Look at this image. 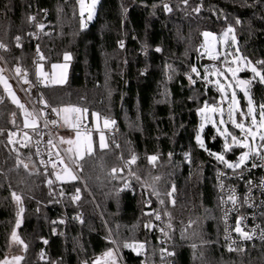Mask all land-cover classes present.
<instances>
[{"label": "trees", "instance_id": "1", "mask_svg": "<svg viewBox=\"0 0 264 264\" xmlns=\"http://www.w3.org/2000/svg\"><path fill=\"white\" fill-rule=\"evenodd\" d=\"M35 7L47 12L51 25L40 39L44 63L62 64L65 53L71 56L66 84L45 87V98L53 109L77 106L87 108L89 118L96 112L101 120H114L112 129H118L119 136L107 132L109 147L79 160L82 167L75 164L78 179L62 181L66 214L83 213L85 219L68 225L40 170L33 141L27 139L26 146L19 147L20 135L11 138L10 129L25 128L24 110L0 84V262L15 231L27 245L25 249L15 241L22 264H87L91 256L110 249L119 251L126 264H159L161 233L153 211L163 200L176 264H264V242L238 253L229 252L224 243L214 167L218 161L209 152L225 153L235 161L243 150L232 146L224 152L225 141L212 126L203 134L205 148L199 146L198 110L206 102L217 103L219 95L186 77L198 68L203 33L221 34L229 27L241 56L264 69L256 63L264 60V0H99L96 16L86 27L76 0H0V43L12 70L33 66L34 25L29 18ZM228 53L230 58L238 54L235 47ZM252 77L248 70L239 76ZM17 91L21 104L29 108ZM250 94L259 110L264 84L253 81ZM239 97L246 113L242 92ZM238 117L241 120L240 113ZM231 132L239 135L233 127ZM133 155L138 157L133 167L136 183L128 188L123 160ZM152 155L158 157L154 164L148 160ZM76 189L80 199L74 201ZM12 192L21 196L20 204ZM149 222L153 227H145ZM55 226L59 236L53 234ZM132 243H143L144 248L124 246Z\"/></svg>", "mask_w": 264, "mask_h": 264}, {"label": "built area", "instance_id": "2", "mask_svg": "<svg viewBox=\"0 0 264 264\" xmlns=\"http://www.w3.org/2000/svg\"><path fill=\"white\" fill-rule=\"evenodd\" d=\"M31 17H35V20H31L34 25V30L31 33V39L34 44L33 66L31 67V69L18 67L21 69L22 74H27L26 77L24 75L18 76L16 74L17 68L15 70L10 69L3 57V53L6 51V47H4L0 48V68H3L7 75L13 80L14 84L18 85L25 91L29 109L31 112L39 114L40 123L35 129L12 128L10 129V134L11 138H14L17 134H19L20 137L18 139V146L23 147L26 144L27 140L24 134L27 133L28 137H30V140H32L34 143L41 172L47 176L48 181H52V183L49 185L53 188L55 197L65 213L64 222L68 225L71 221L82 224L85 221L83 213L69 216L65 211L62 180L56 179L57 173L63 175V165L58 163L56 153L59 152L61 158L65 160L56 137V133L61 130L62 125L58 116L55 114V112L52 111V106L49 104L48 100L43 94V89L47 86H45L44 83L40 82V78L36 74L37 63L41 64L43 61L40 60V54H43L40 39L42 37L44 29L51 27V25H49L48 23L47 12H41L37 7H35ZM41 24L44 26L42 30L39 27V25ZM15 41L19 42L20 40L17 41L15 37ZM37 46H39V52H37ZM232 61L233 60L229 57L228 51L225 55H222L218 59H210L208 58V53L202 48L199 51V65L198 68H196L197 72L194 73L192 72V69H190L186 73V77L188 79L189 77H191V79L189 80H191L192 82L194 81V83H200L205 87L214 89L215 91H217L220 98L221 93L218 92L217 88L212 84L210 71L219 69L220 72H226L225 70L228 67H239L241 69L237 73V76L239 78V76L242 75L247 70V68L239 62L233 64L231 63ZM197 73H199V75H197ZM25 78L30 83H24ZM42 99L43 101L47 102V107L44 103L41 102ZM219 105L223 106L226 111L227 104L223 100V97ZM225 116L226 120L229 121L227 111L225 112ZM53 120L57 121L56 125H53L51 123V121ZM45 121H48L47 127H45ZM87 128L91 130L90 126H87ZM110 133L115 137L119 136L118 129H113ZM49 140H52L55 147L48 144ZM260 151L261 153H264V148H260ZM135 156L137 157V155ZM131 158L123 160V167L127 173V178L125 179L124 185L127 184L128 188H132L136 183L134 176L130 173H133V167L137 163L138 157L134 164L129 165L127 162L130 161ZM41 161H43V163H41ZM49 161L55 162L56 167L53 168L52 163H50ZM187 161L189 162L190 159L187 158ZM253 164H256L258 166L253 167ZM214 167L216 170V188L219 194L221 216L223 221L224 243L227 249L229 245L237 249V251H228L231 253H238L245 251L250 246H254L258 243H263L264 238H262L261 234L264 233V161H262L257 155H251L241 169H229L219 161L214 165ZM230 189L234 190L235 196L237 197L235 206H233L231 202H227L228 196L230 195ZM222 200L225 202L222 203ZM153 212L155 215L159 213L161 217L159 220L155 219V226L160 230L161 233L159 243L162 249L160 252L161 261L159 264H176L175 253L170 245L169 231L171 227H168L165 222L163 208L162 205L159 204V202L158 206L154 209ZM226 212L227 220L225 221ZM240 218H242L241 226L243 227L244 231H247L252 235V239L244 240L238 233L233 230L236 225L237 219ZM56 224L57 222H54V225ZM226 228L227 232L225 231ZM161 229H163V231H161ZM53 234L55 236L60 235V231L57 226L53 228ZM226 235L229 236V239L227 240L225 239ZM233 241H235V243H233ZM168 253H174V255H168ZM115 256L118 263L120 262L121 264H126L119 251L115 253ZM99 257L101 256H91L88 259L87 264H93V262ZM44 259L47 260L46 255L44 256Z\"/></svg>", "mask_w": 264, "mask_h": 264}, {"label": "snow or ice", "instance_id": "3", "mask_svg": "<svg viewBox=\"0 0 264 264\" xmlns=\"http://www.w3.org/2000/svg\"><path fill=\"white\" fill-rule=\"evenodd\" d=\"M99 2V0H77V4L79 5V15L81 17V25L82 27H86V21H91L93 19L94 13H95V8L97 3ZM185 3H187V0H185ZM165 9L167 11H171V8H169L168 5L164 6ZM198 10V9H197ZM86 16V19H85ZM30 20H35V17H30ZM237 23H239V21H237ZM39 27L41 28V30L43 29V25H39ZM234 32V29L232 27H229L227 29V31L223 34V39L225 42H227L228 37L230 36V34H232ZM205 39H206V51L209 53L210 58L212 59H218L219 55L218 54H214L213 53V41H216V37L213 36L211 33L209 32H205L203 33ZM211 37V40H209L208 38ZM17 41L20 40V37L17 36L16 37ZM231 39L233 42H235V36L232 35ZM121 46H123L121 44ZM5 45H3L2 43H0V48H4ZM157 51H159V49H157ZM37 52H39V46H37ZM237 52H239V49H237ZM71 59L70 54L65 53L64 55V60L68 61ZM40 60H44V56L43 54H40ZM237 62H242L244 64V66L246 68H249L250 71L253 73V77L250 80H237L236 81V87L240 88V90L243 92L244 96L247 98L248 101V109H247V113H243L240 112V115L242 117H251V125L248 126L243 122H237V120L235 119V113L238 110L237 109V105H238V101L236 98V92L233 91L231 93V103L229 104V110H228V118L231 121L232 125L237 128L240 129L242 133H244L243 139H238L235 135H233L232 133H230L227 128H224L223 131H220L219 128H217V131L220 132V135L225 137V143H224V152L230 151L233 145H237L239 147L242 148H246L248 149V151L243 152L239 157H238V162L236 163H231L229 161H227L225 159V155L223 153H213V152H209V155H212L215 157V159L221 163H223L227 168L229 169H239L241 168L242 165L245 164V162L250 158L251 155H257L259 156V158L264 161V153H261L260 148H264V143H262L258 148H253L252 145L249 143V137H251L252 141H255L257 136H259V140L264 142V132H262L261 130L264 129V104L259 105V120H257V113H256V106L254 105L253 99L251 97L250 94V89H251V85L253 83V81H256L258 78V82L261 84H264V69H258L257 66H254L252 64L251 61L246 60L243 57L237 56L231 63L235 64ZM258 65H264V60L262 61H257L256 62ZM56 69H61V72L59 74H57ZM66 69H67V64H53L52 65V73H46L43 71V65L40 63H37V75L38 77H40V82L44 83L45 86H47L48 82L50 83H54V84H63L66 82ZM241 69L239 67L236 68H232V67H228L225 71L231 73L232 78L236 79L237 77V73L240 71ZM192 72H197L196 68H192ZM207 72V70H206ZM16 74L18 76L20 75H24L26 77V73L22 74V71L20 68L16 69ZM214 74L216 75H223V73L220 72L219 69L214 70ZM197 75H199V73H197ZM207 78V77H205ZM189 79H191V77H189ZM24 83L28 84L30 83L26 78L24 79ZM194 83V81H193ZM217 83L219 84V81H217ZM0 84L3 85L5 92L8 93V95L12 98V102L15 103L19 108L24 110V127L25 128H33L35 129L38 125H37V121L39 119V114L35 113V112H29L27 109H25V106L23 104L20 103L19 99L16 97L15 93L12 91V87L11 85L8 83L7 79L0 74ZM228 87H232L231 84L228 85ZM219 90L221 92H225V86L223 84H220L219 86ZM42 103L45 104V106L47 107V102L43 101V99L41 100ZM53 112H56V114L59 116L61 114L62 115V119H63V123L64 125H67L69 127H71L72 129L75 130V139H65L63 137L60 138V143H67L69 145V147L65 150L66 153H71L72 155H70L68 157L69 160L72 161L73 164H76L77 167H82L78 164L79 160H83L85 158V156H91L94 153V142H93V138H92V134H91V130H89L87 128V125L83 124V119L86 117L87 113H88V109L87 108H80L77 106H67L61 109H52ZM199 114L201 115L202 121L203 123L200 126V132L203 131L204 128V124L205 123H212L213 126H216V122L213 119V115L217 112L220 113L221 116H223V109L222 108H217L216 106H210L207 103L204 104L203 108L199 109ZM95 120L97 121L96 124V131H99V148L101 150L107 149L109 147L108 143L106 142V138H105V134L103 131L100 130V114L93 112L91 114ZM51 123L53 125L57 124V121L53 120L51 121ZM220 124H224V120L221 119L220 120ZM48 125V121H45V127H47ZM112 125H115V121L114 120H110L109 118L105 117L103 119V128L104 129H108L110 128ZM256 129L255 131L253 129ZM14 135V134H12ZM26 139H30V137H28L27 133L24 134ZM231 137V144L228 143L227 138ZM196 141L199 144V146L203 149L205 148V144L204 141L202 140L201 136L199 134L196 135ZM9 142L11 143V139L9 140ZM48 144L55 147V145H53L52 140L48 141ZM26 146V145H25ZM207 150V149H205ZM57 156V160L58 163L63 165L62 168V173L63 175H61L60 173L56 174V179L57 180H76L78 179V176L75 174L74 170L69 167V165L67 163H65V160L63 158H61L60 153L57 152L56 153ZM186 158L190 159V154H186ZM137 157L135 155L132 156L131 160L128 161L127 163L129 165L134 164L136 162ZM158 159V157L156 155H152L148 157V160L150 163H155V161ZM52 163L53 168L56 167V163L55 162H51ZM19 163H23L22 161H18ZM41 163H43V161H41ZM258 165L253 164V167H257ZM24 167L27 168L28 165L24 164ZM113 173H115L117 171V169H113L112 170ZM131 175H134V173H130ZM137 180L140 179V177H136ZM156 179H159L158 177ZM49 184L52 183L51 180L48 181ZM125 187H128V185L126 184ZM223 187V186H222ZM79 189H76V195H74L72 197V199L74 201H77L80 199L79 196ZM175 191V188L173 187V192ZM155 192V190H154ZM156 195H159V193H155ZM172 193H168L169 196H171ZM12 198L17 202V204L21 203V196L17 195L15 192L11 193ZM225 202L222 200V203ZM227 202H231L233 204V206L236 205L237 202V197L235 196V192L234 190L230 189V195L228 196V201ZM161 204L164 203L163 200L160 201ZM173 204H175V200L172 201ZM24 209L21 207L19 209V212L17 213V216H21V214L23 213ZM148 215H151V213H148ZM161 217L159 215V213H157L155 215V219L159 220ZM78 219V217H77ZM227 220V212L225 213V221ZM241 222H242V218L237 219L236 221V225L234 227V231L236 233H238L240 235V237L244 240H250L252 239V235L247 232L244 231L243 227L241 226ZM20 219L17 220L16 222V227L18 228L20 226ZM61 223H63V221H61ZM145 227L151 228L153 227V225L149 222V224H146ZM168 227H171V225L169 224ZM161 231H163V229H161ZM225 231L227 232V228L225 229ZM262 238H264V233L261 234ZM11 238L13 241H17L18 243L22 244L24 246V248H27V245L24 244L23 240H20V238L18 237L17 233L15 231L12 232L11 234ZM225 239H229V236H225ZM45 243H47V241H44ZM233 243H235V241H233ZM125 247L128 248H132L133 250H137L140 249L142 250L144 248V244L143 243H132V244H125ZM228 250L229 251H237V249L233 248L231 245L228 246ZM242 250V249H241ZM165 251V250H162ZM137 254H139V252H137ZM168 255H174V253H168ZM41 258H43V254H41ZM23 259V257L20 256H16L13 258V260L16 262V264H19V262ZM0 264H11V262L6 258L4 261L0 262ZM93 264H116V256L113 252V250H108L106 251L101 257L97 258Z\"/></svg>", "mask_w": 264, "mask_h": 264}, {"label": "rangeland", "instance_id": "4", "mask_svg": "<svg viewBox=\"0 0 264 264\" xmlns=\"http://www.w3.org/2000/svg\"><path fill=\"white\" fill-rule=\"evenodd\" d=\"M89 2H90V0H89ZM98 4H99V2H98L97 5H96L95 13H94L93 18L96 16V12H97ZM226 31H227V29H226L224 32H222L221 34H217V33L209 32V33H211L213 36H215V37L217 38L216 41H213V42H212V43H213V53H214V54H218L219 57H221L222 55H225V54L227 53V51H228V50L230 51V49H232L233 47H235L236 52H237V49H239V46H238V40H237L236 34H235L234 32H233L232 34H230V36H229L228 39H227V42L224 41V39H223V34H224ZM232 35L235 36V42H233L232 39H231V36H232ZM208 39L211 40V37H209ZM202 47H203V49L206 51L207 44H206V39H205L204 35H203V44H202ZM206 52H207V51H206ZM207 53H208V52H207ZM237 53H238L237 55H234L233 57H231L232 60H234L237 56L242 57L241 54H240L239 52H237ZM231 55H232V54H231ZM208 58H210L209 53H208ZM210 59H212V58H210ZM239 63H241L242 65H244L242 62H239ZM41 64L43 65V71H44V72L49 73V74L52 73V71H53V70H52V65L47 66V65L44 63V60L42 61ZM63 64H67V69H66V82H67V80H68V76H69V60L66 61L65 63H62L61 65H63ZM254 66H255V65H254ZM247 70L253 75V73L250 71L249 68H247ZM56 72H57V74H59V73L61 72V69H56ZM0 73H1V74L7 79L8 83H9V84L11 85V87H12V91L15 93V90H16V91L18 90L19 92H18V91H17V92H18L19 94H21V95L25 98V101L27 102V98H26V96H25V91H24L21 87H19L18 85L15 84V85H14L15 87H14V86L11 84V82H10V80H9V77H8L7 73L3 70V68H0ZM221 73H223V75H216V74H214V70H211V71H210V76H211L212 84L217 88L218 92L221 93V97L219 98V100L217 101V103H208V102H206V103H207L208 105H210V106H216L217 108H222V109H223V116H221L219 112H217V113H215V114H212V115H213V119H214L215 122H216V126H213L212 123H205V124H204V128H203V131L200 132V126H201V124L203 123V121H202L201 115L199 114V115H200V119H201V123H200V125H199L198 133H197V134H199V135L201 136L202 140H203V134H204V131H205V129H206L208 126H212V127L215 129V131H216L219 135H220V132L217 131V128H219L220 131H223L224 128H227V130H228L230 133H232V132H231V127H233L234 129L238 130L239 135H236V134H233V133H232V134L235 135L238 139H243L244 133H242L240 129L235 128V127L232 125V123H231L230 120L227 121V120H226V116H225V112L227 111V113H228V110H229V104L231 103V93H232L233 91L236 92V98H237V101H238V105L236 106L238 110H237L236 113H235V119L237 120L238 123H239V122H243V123H245V124L248 125V126L251 125V117H247V118L242 117L241 120H240L239 117H238V114H239L240 112L245 113V112L243 111L242 107H241V99H240V97H239L240 92H242V91L240 90V88L236 87V81L238 80V76L236 77V79H233L231 73H229V72H221ZM36 74H37V73H36ZM37 76H38V75H37ZM39 78H40V77H39ZM257 79H258V78H257ZM217 81H219V84L217 83ZM66 82L63 83V84H54V83H50V82H48L47 87H48V86H53V87L63 86V85L66 84ZM220 84H223V85L225 86V92H221V91L219 90V86H220ZM229 84H231L232 87H228ZM1 85H2V84H1ZM2 86H3V85H2ZM16 88H17V89H16ZM7 94H8V93H7ZM242 94H243V92H242ZM15 95H16V97L19 99V101H20V103H21V99L17 96L16 93H15ZM243 95H244V94H243ZM8 97L12 100V98H11L9 95H8ZM222 97H223V100L225 101V103L227 104L226 111H225V109H224L223 106H220V105H219L220 102L222 101ZM244 100H245L246 103H247V105H246V113H247V109H248V101H247V98H246L245 96H244ZM254 105H255V104H254ZM203 106H204V105H203ZM61 108H64V107L55 108V109H61ZM202 108H203V107H202ZM246 113H245V114H246ZM256 113H257V120H259V110H258L257 108H256ZM55 114H56V112H55ZM56 115H57V114H56ZM62 115H63V114H61V115H59V116L57 115L58 118H59V120H60V122H61L62 128H61L60 131H58V133H56V137H57V140H58L59 146H60V148H61V150H62V153H63V155L65 156L66 163L69 165V167H71V168L74 170L75 174H77V170H76V168H75V164H73L72 161L68 159V157H69L70 155H72V154H71V153H66V152H65V150L69 147V145H68L67 143H60V138H61V137L65 138V139H75V132H68V131L65 130V127H64V126H66V127H69V126L64 125V123H63V119L61 118ZM60 116H61V117H60ZM85 118H86L87 120H86V122H84L83 124H85V125L91 127V134H92V138H93V142H94V151H95L97 148H99V131H96V124H97V121L95 120V118H94L93 116H91V118H89L88 113H87V115H86ZM221 119L224 120V124H220V120H221ZM247 119H249V121H247ZM90 120H91L92 123H90ZM99 124H100V130L104 132V134H105V138H106V142L109 144V142H108V135H107V132H111V131L113 130V129H112V126H111L110 128H108V129H104V128H103V120H101V119H100V121H99ZM69 128H71V127H69ZM111 129H112V130H111ZM253 130L255 131L256 129L254 128ZM261 131L264 132V129H262ZM220 136H221V137L224 139V141H225V137L222 136V135H220ZM227 140H228V143L230 144V143H231V137H228ZM249 143H250V144L252 145V147L255 149V148H258V147H259L262 143H264V142L260 141V140H259V136H257V138H256L255 141H252L251 137H249ZM233 146H236V147L242 149L243 152H245L246 150H248V149H246V148H242V147H239V146H237V145H233ZM99 149H100V148H99ZM243 152H242V153H243ZM242 153H241V154H242ZM219 154H220V153H219ZM223 154L225 155V159H226L227 161H229V162H231V163H236V162H238V158H237L235 161H234V160H230V159L227 158V155H226L225 153H223ZM223 165H224V164H223ZM243 166H244V165H242L241 168H242ZM31 168H33V166H32ZM241 168H239V169H241ZM153 194H154V193H153ZM154 196H155V195H154ZM139 251H140V250H139ZM139 251H137V252H139ZM114 254H115V253H114ZM22 255H23V253H22V251L18 248V244H17L15 241H11V247H10V250H9V252H8V254H7V256H6V258H7L9 261H11V264H16V262L13 260V258L16 257V256H22ZM117 263H118V262L116 261V264H117ZM19 264H22V263L19 262Z\"/></svg>", "mask_w": 264, "mask_h": 264}, {"label": "crops", "instance_id": "5", "mask_svg": "<svg viewBox=\"0 0 264 264\" xmlns=\"http://www.w3.org/2000/svg\"><path fill=\"white\" fill-rule=\"evenodd\" d=\"M31 112V111H30ZM61 117V116H60ZM62 118V117H61ZM40 123V119H38V121H37V125ZM65 127V130L66 131H68V132H75L74 131V129H72V128H69V127H66V126H64ZM30 128V127H29ZM64 158H65V156H64Z\"/></svg>", "mask_w": 264, "mask_h": 264}, {"label": "water", "instance_id": "6", "mask_svg": "<svg viewBox=\"0 0 264 264\" xmlns=\"http://www.w3.org/2000/svg\"><path fill=\"white\" fill-rule=\"evenodd\" d=\"M240 79H243V78H238V80H240ZM243 80H245V79H243ZM24 106H25V109H27L30 112V109L26 105H24Z\"/></svg>", "mask_w": 264, "mask_h": 264}]
</instances>
